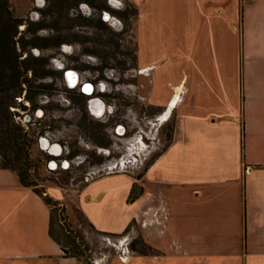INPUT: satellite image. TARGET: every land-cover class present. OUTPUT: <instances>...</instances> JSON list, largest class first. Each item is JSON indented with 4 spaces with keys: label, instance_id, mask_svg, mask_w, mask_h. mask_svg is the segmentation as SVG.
Wrapping results in <instances>:
<instances>
[{
    "label": "rangeland",
    "instance_id": "obj_1",
    "mask_svg": "<svg viewBox=\"0 0 264 264\" xmlns=\"http://www.w3.org/2000/svg\"><path fill=\"white\" fill-rule=\"evenodd\" d=\"M9 1L14 16L34 19V0ZM133 1L141 7L143 17L138 30L136 19L132 31L123 34V41L117 36L109 40L111 35L106 28H103L102 36L98 35L88 22L73 27L64 20L66 17L60 19L58 26L48 20L47 27L34 36L42 38L51 35L49 43L55 46L41 50V53L54 58L56 65L64 63L79 70L84 78H94L92 70L101 64L123 73L116 76L114 82L107 79L108 71L105 73L107 93L103 100L115 113L96 121L104 123L100 131L84 122L81 109H85V102L78 99L76 93L66 92L60 80H56V91L47 90L40 99L41 105L48 110L57 105L56 109L48 112L50 118H38L36 114L30 118L27 111H21L18 101L11 109L20 112L25 130L29 127L27 131H35L36 141L45 126L50 128L53 141L66 145L73 154L85 159L69 170L50 171L46 167L49 158L36 143L30 150L32 181L65 209L64 219L58 224H69L75 233H81L89 247L79 264H206L200 250L190 253L179 246L191 237H195L198 244L237 237L241 214L240 184L209 185L210 195L196 197L195 187L174 183L169 187L160 172L165 167L164 160L144 183L141 179L150 163L168 146L176 114L183 116L185 113L186 97L189 102L201 106L210 103L205 111L216 112L222 110V92L227 106L234 107L237 98L240 101V92L237 95L240 87V39L243 10L249 1ZM57 14L53 19H58ZM60 40L66 42L67 54L56 47ZM138 42L140 64L135 54ZM35 43L46 44L42 39L35 40ZM33 51L40 52L37 48L30 50L31 53ZM50 63V67L54 68L55 64ZM140 68L146 70L144 74L139 73ZM25 87L28 89L27 85ZM24 93L17 100H22ZM176 94L179 101L174 108H170ZM47 98L50 104L46 103ZM68 100L69 104L65 102ZM95 103L99 102H93L92 109L97 110ZM22 104L27 103L24 101ZM42 109L39 110L42 112ZM159 114L166 118H161L159 122L162 127L156 142L157 126L146 123H154L153 118ZM52 116L54 120H51ZM117 124L127 126L129 130L123 138L113 139L109 131ZM144 125L149 128L147 135L150 140L134 134ZM148 141L153 145L149 147ZM113 142L121 149L125 147L126 151L121 154L114 148V154L110 156L91 155L85 151L89 144L108 148ZM107 143L109 145L104 146ZM52 149L57 147L52 146ZM121 155H124L125 161L122 169L108 170L111 158ZM134 182L137 185L134 196H137L139 188L143 191L145 186V191L132 200L130 190ZM163 195L175 207L171 217L160 202ZM35 211L34 215L39 214L37 209ZM35 218L24 238L40 249L54 250L53 240L47 232L44 233ZM88 223L94 228L88 227ZM169 224H172L173 231L168 229ZM61 240L64 241L63 238ZM133 241L149 246L150 250L143 248L149 254L144 257L132 251L130 245ZM232 250L231 246L221 253L229 258ZM218 253L215 252V255ZM162 256L164 258L160 259ZM65 261L62 263L56 258L52 261L0 258V264H75L73 260Z\"/></svg>",
    "mask_w": 264,
    "mask_h": 264
},
{
    "label": "crops",
    "instance_id": "obj_2",
    "mask_svg": "<svg viewBox=\"0 0 264 264\" xmlns=\"http://www.w3.org/2000/svg\"><path fill=\"white\" fill-rule=\"evenodd\" d=\"M248 1L240 39V101L237 98L234 107L227 106L222 92V110L216 112L205 111L210 103L201 106L186 97L185 113L176 114L170 143L141 179L144 183L164 160L165 167L160 172L169 187L173 183L195 187L196 197L210 195L209 185L240 184L237 237L199 244L191 237L179 246L190 253L200 250L206 264H264V0ZM144 191L145 186L139 196ZM166 197L163 195L160 202L171 217L175 207ZM35 209L39 214L34 215ZM33 215L48 233L49 208L30 188L19 184L14 172L0 169V258H56L62 263L73 260L77 264L73 258H62L54 241L50 252L27 242L24 237ZM168 229L173 231L172 224ZM231 246V256L226 258L221 252Z\"/></svg>",
    "mask_w": 264,
    "mask_h": 264
},
{
    "label": "flooded vegetation",
    "instance_id": "obj_3",
    "mask_svg": "<svg viewBox=\"0 0 264 264\" xmlns=\"http://www.w3.org/2000/svg\"><path fill=\"white\" fill-rule=\"evenodd\" d=\"M141 3L142 2H140V4ZM34 5V19L29 20L26 18L17 17L18 19H20L19 33L17 38L21 39L22 37V41H20V43L18 42V46L20 44V50L18 51L21 55L20 59L21 57H23L22 59L33 57L38 60L36 69L37 71H39L40 74L43 75V78L38 79L34 82V84H36L35 86H37L38 90L41 92L36 94L34 101L26 100L24 96L22 100H17L21 103H23L24 101L27 103L26 105L23 104L25 108H19L21 109V111H27V114L30 118L33 117L35 114L38 115V118H50L51 115H49L48 112H51L56 109L57 105L49 108L50 110H48L47 107L41 105L40 99H42V94H45L47 90L56 91V80H60L63 83L66 92L76 93V97L85 102V109H81L82 118L84 119V122H86V124H90L93 129L100 131L104 127V123L100 124L98 122L102 120L103 117H109L114 115L115 113V110L111 106L106 105L105 101L103 100V97L107 93V86L104 82V76H107L105 73L108 71L109 77L107 79L113 82L115 81L114 78L116 76H118L119 74L121 75L123 73H118V71L112 68H108L106 64H101L92 70V73L95 75L94 78H84L79 70L69 67L68 64L64 63L56 65L54 58H48L41 53V50H46L48 48H51V46H55V44L49 43V39L52 38L50 37L51 35L42 38L34 36L36 35V33H39L41 30L47 27L46 23L48 22V20H50L51 22L54 21L55 26H58L60 23V19L66 17L64 20L68 21L67 23H69L71 26L73 25V27H79L83 22H88L91 24V28L98 32V35L102 36V30L103 28H106L111 35V38H108L109 40H112L113 36H117L120 38L121 41H123V34L132 31V25L136 19H138L136 31L138 30L139 23L143 17L141 7L137 5L133 0H34ZM62 12L67 13L64 15L62 14ZM55 13H58L56 16L58 17L57 20L53 19V17H55ZM40 39L44 40L46 44L37 45L35 43V40ZM57 42L58 43L56 47H60L61 52L67 54L66 46H64L66 42L63 40ZM22 44H24V46H22ZM33 48H37L40 52L33 51L31 53L30 50H32ZM139 53L140 46L138 42L135 49V54L137 55V63H139ZM50 62L55 64L54 68L50 67ZM139 70L140 74H144V72L146 71L144 68H140ZM74 77L75 80L73 81ZM143 101H145V99H143ZM65 102L68 103L70 102V100ZM93 102L100 103V105L102 106V109L100 108L101 112L99 110L92 109ZM46 103L50 104L49 98H47ZM97 104L98 103H95L94 107ZM39 109H42L43 111L41 112ZM14 111L18 113V117L16 119L21 123L20 112L17 110ZM87 116H89V118ZM53 118L54 116L51 117V120H54ZM161 118L162 117L159 114L157 118H153L154 123L145 122L147 125L154 124L157 126L155 132L157 138H154V140H157L156 142L159 141L158 135L162 127V124L159 123L162 120ZM30 124L32 125V123ZM33 125L35 124L33 123ZM173 129L174 123L170 133L171 136L173 133ZM27 130H30V128L28 127ZM128 130L129 129L127 126L117 124L114 128H110L109 134L111 137H113V139L123 138L125 135H127ZM148 133L149 128H146V125H144L142 127L140 126L134 134L135 136H140L142 139L150 140L147 135ZM52 137L53 135L51 133L50 128H46L44 126L39 132L36 141L37 147L46 155V157L49 158L46 167L50 171H57L58 169L66 171L69 170L70 167L78 166L82 164L83 161H85V159L83 157L81 158L80 155L73 154L66 145H62L57 141H53ZM108 145L109 144L107 143V145L104 146ZM151 145L153 144L148 141V146L150 147ZM52 146L57 147V149H52ZM114 148H117L116 150L119 153L121 152V154L122 152L124 153V151H126L125 147L121 149L120 146H118L114 142L113 145L108 148L99 147L97 144H94L93 146L89 144L85 147V151L90 152L91 155L103 154L106 156H110L114 154ZM111 159L112 160L108 164V170H113L117 168L119 170L122 169L123 164L125 163V161H123L124 155H121L120 157H113Z\"/></svg>",
    "mask_w": 264,
    "mask_h": 264
},
{
    "label": "trees",
    "instance_id": "obj_4",
    "mask_svg": "<svg viewBox=\"0 0 264 264\" xmlns=\"http://www.w3.org/2000/svg\"><path fill=\"white\" fill-rule=\"evenodd\" d=\"M19 25L20 19L14 16L9 1L0 0V169L14 172L21 186L30 188L41 198L49 208V236L59 246L62 258H73L79 264L81 258L89 251V247L84 242L81 233H75L69 224L59 225L64 219V207L59 201L44 194L32 181L30 150L36 143L35 131L25 130L20 121L16 119L18 113L11 109L23 92H25L26 100L34 101L36 94L39 93L34 82L43 78V75L36 69L37 59L33 57L20 59L18 42L22 41V37L21 39L17 38ZM26 85L28 89L25 88ZM18 105L25 108L21 102ZM169 138L171 141V135ZM136 186L134 182L130 190V199L132 200L142 192L139 188L137 196H134ZM81 216L83 215L81 214ZM88 227L94 228L90 223H88ZM126 230L127 228L124 232ZM62 238L64 241L61 240ZM137 243V241L132 242L131 250L142 256L148 255L149 253L143 248L150 250V247L141 242L136 245Z\"/></svg>",
    "mask_w": 264,
    "mask_h": 264
},
{
    "label": "bare ground",
    "instance_id": "obj_5",
    "mask_svg": "<svg viewBox=\"0 0 264 264\" xmlns=\"http://www.w3.org/2000/svg\"><path fill=\"white\" fill-rule=\"evenodd\" d=\"M75 80V77H74V79H73V81ZM72 81V82H73ZM177 101H179V96H178V94H176L175 95V97H174V99L172 100V102L170 103V108H174L175 107V105H176V103H177ZM102 106L98 103L96 106H95V108L97 109V110H99V111H101V108ZM101 108V109H100ZM163 119H165L166 118V116H164V117H162Z\"/></svg>",
    "mask_w": 264,
    "mask_h": 264
}]
</instances>
